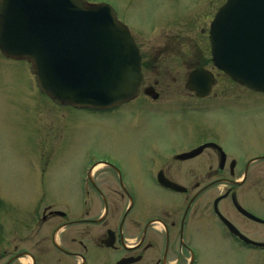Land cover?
Wrapping results in <instances>:
<instances>
[{"label": "rangeland", "instance_id": "374dc122", "mask_svg": "<svg viewBox=\"0 0 264 264\" xmlns=\"http://www.w3.org/2000/svg\"><path fill=\"white\" fill-rule=\"evenodd\" d=\"M88 1L111 3L117 9L120 20L134 35L137 33L139 42L153 43L158 31L179 41L183 38L197 41L202 27L208 26L203 23L202 16H208L211 9L210 16L213 15L216 8L227 0ZM155 28H158L157 31H154ZM171 64L172 71L163 79L172 90L168 97L162 99L163 104L160 103L164 110L160 105L140 99L116 113L91 114L53 104L39 92L26 64L11 61L0 53V264L8 262L14 245H19L20 249L33 247V242L24 237L29 219L27 214L21 213L24 206L31 202L29 189L40 190L43 177L39 165L42 160L47 161L48 171L44 181L49 187L48 195L61 202L62 210L68 215L67 220H82L96 217L102 210V205L97 203L91 216H88L87 200L80 199V174L91 165L109 160L118 166H125L129 171H142L140 167L149 164V154L142 151L147 147L145 145L165 143L170 139L176 144L188 145L219 139L227 153L232 155L230 158L246 154L245 160L264 147V94L237 90L221 75L215 97L219 101H195L187 96L184 88L186 76L174 71L180 68L179 64ZM155 79L160 80L157 74ZM136 111L138 114H135ZM151 139L155 140L149 142ZM208 161L209 166L217 167L215 157ZM137 192L146 204L153 203L157 198L171 202L182 198L147 184L140 186ZM220 193L219 189L207 192L199 204L212 202ZM10 197L15 198L13 205L17 203L19 207L15 213L11 212ZM254 200L251 194L248 202L254 204ZM149 206L144 205V211L149 210ZM123 208L124 204L120 202L111 205L112 222L119 221L117 219ZM210 216L209 210L203 219L210 222ZM227 216L232 218L235 214L230 212ZM201 226L197 230L193 228L195 231L191 238L197 264H255L252 257L256 254L235 248L227 236H223L221 226ZM47 228L51 230L46 225L45 231ZM102 233L101 225L79 224L65 228L61 232V241L65 249L85 252L88 264H111L113 253L93 248L92 239ZM137 236L129 233L127 244H135ZM75 237H78L79 243L72 241ZM91 247L95 252L91 251ZM54 256L57 258L54 259ZM40 259V264L79 263L78 258L59 256L57 252L52 257L41 256ZM15 264H30V261L23 258Z\"/></svg>", "mask_w": 264, "mask_h": 264}, {"label": "flooded vegetation", "instance_id": "af4514ba", "mask_svg": "<svg viewBox=\"0 0 264 264\" xmlns=\"http://www.w3.org/2000/svg\"><path fill=\"white\" fill-rule=\"evenodd\" d=\"M220 7L216 8V13ZM211 11L212 9L209 10L208 16H202L203 23L208 26L202 27L203 30L197 41L188 38L179 41L176 37H165L163 32L160 34L159 31L153 43L139 42L138 36H135L142 55L144 73V85L141 87L139 99L144 98L162 107L160 104L162 99L168 97L172 91L170 86L164 84L163 79L172 71L171 63L177 62L180 68L174 71L186 76L184 88L189 98L195 101H219L215 99L218 95L217 86L220 76L225 78L226 76L212 63L208 33L215 15L210 16ZM194 23L196 24V21ZM149 39L147 38V41H150ZM176 50L182 52L179 53ZM174 54H177L176 57ZM200 69L211 72L216 79L211 95L203 99L197 98L196 94L187 88L190 75ZM156 74L161 81L155 79ZM160 85L161 88L158 89ZM234 88L244 92L249 91L235 83ZM111 112L116 113L115 110ZM152 140L155 139L149 142ZM145 146L147 147L142 151L149 154V164L140 167L142 171L136 169L129 171L123 165L118 166L108 161L109 165H105L103 170H96L97 166L92 165L88 171L81 173L84 183L89 186L90 211L86 215L91 216L97 203L102 205L101 213L96 217L74 221V223L103 227L101 236H95L92 239L93 248L97 247L114 253L111 264H117L121 259L128 258L137 260L130 264H197L196 256L194 260L192 259L193 231L199 229L201 225H209V227L219 225L223 227V235L230 239L235 248L255 253L256 255L252 257L253 262L264 264V180H262L264 147L245 160L246 154L230 158L232 155L227 153L219 139H207L189 145L176 144L170 139L165 143H148ZM201 147L204 148L198 155L187 159L181 158L182 155L192 153ZM214 157L218 162L216 168L208 165V159L213 160ZM199 159L202 160L201 163H191ZM198 171L200 172L197 173ZM168 181L186 191L178 192L169 189L163 185ZM144 184L182 198L175 202L157 198L153 200V203L146 204L147 202L141 201L137 192L138 188ZM39 188L38 192L29 189L28 197L31 202L24 206L21 213L27 214L29 219V228L24 237H28L30 243L33 242V247L20 249L19 245H14L13 250L10 251L9 261L15 264L25 258L30 261V264H40L41 256L52 257L53 253L57 252L59 256L78 258V264H83L81 259H84V264H88L85 252H73L63 247L61 232L65 225L64 219L68 216L64 214L61 202L48 195L49 187L44 180ZM214 189L221 190L220 195L210 203L199 204L202 197ZM251 194L255 197L254 204L248 202ZM13 199L15 198L10 197L9 203L11 212L15 213L19 207L17 203L13 205ZM216 201H218L217 205ZM115 202L124 204L120 212L121 216L117 219L118 222H112L110 216L111 205ZM19 203L22 205L21 201ZM144 205H150L149 210L144 211ZM209 210L212 214L211 223L203 219L204 214ZM217 210L232 223L238 233L232 234L229 231ZM230 212H234L235 216L232 218L227 216ZM67 222L70 223V221ZM46 225L50 226L51 230L47 228L45 231ZM131 226L132 232H130ZM129 233L138 235L133 245L127 244ZM109 238L114 244L111 248L104 243ZM72 241L79 243L78 237L73 238ZM93 248L91 247V251H94ZM55 257L57 258V256L53 258Z\"/></svg>", "mask_w": 264, "mask_h": 264}, {"label": "water", "instance_id": "95a60500", "mask_svg": "<svg viewBox=\"0 0 264 264\" xmlns=\"http://www.w3.org/2000/svg\"><path fill=\"white\" fill-rule=\"evenodd\" d=\"M210 40L218 69L264 93V0H228L211 25ZM0 49L28 60L41 91L58 104L113 108L134 99L143 84L139 48L106 3L0 0ZM214 83L200 69L191 74L189 88L205 97Z\"/></svg>", "mask_w": 264, "mask_h": 264}]
</instances>
